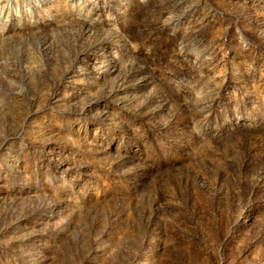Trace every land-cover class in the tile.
<instances>
[{
  "label": "rangeland",
  "instance_id": "rangeland-1",
  "mask_svg": "<svg viewBox=\"0 0 264 264\" xmlns=\"http://www.w3.org/2000/svg\"><path fill=\"white\" fill-rule=\"evenodd\" d=\"M0 264H264V0H0Z\"/></svg>",
  "mask_w": 264,
  "mask_h": 264
}]
</instances>
